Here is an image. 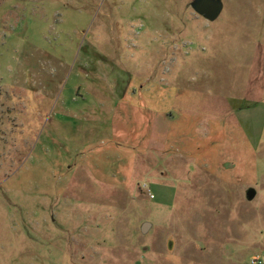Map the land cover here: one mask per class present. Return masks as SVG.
Instances as JSON below:
<instances>
[{
	"label": "rangeland",
	"instance_id": "1",
	"mask_svg": "<svg viewBox=\"0 0 264 264\" xmlns=\"http://www.w3.org/2000/svg\"><path fill=\"white\" fill-rule=\"evenodd\" d=\"M222 1L0 0V264H264V0Z\"/></svg>",
	"mask_w": 264,
	"mask_h": 264
},
{
	"label": "water",
	"instance_id": "2",
	"mask_svg": "<svg viewBox=\"0 0 264 264\" xmlns=\"http://www.w3.org/2000/svg\"><path fill=\"white\" fill-rule=\"evenodd\" d=\"M191 7L197 15L211 23L217 21L224 11V3L222 0H193ZM256 196V189L250 188L247 191L248 201H253ZM147 229L148 227L145 226L143 232Z\"/></svg>",
	"mask_w": 264,
	"mask_h": 264
},
{
	"label": "crops",
	"instance_id": "3",
	"mask_svg": "<svg viewBox=\"0 0 264 264\" xmlns=\"http://www.w3.org/2000/svg\"><path fill=\"white\" fill-rule=\"evenodd\" d=\"M94 257H95V256H92L91 261H94V259H95ZM64 259H65V258H64ZM64 259H63V260H64ZM79 260H80V259H77V262H79ZM69 262H73V261H71V259H70Z\"/></svg>",
	"mask_w": 264,
	"mask_h": 264
},
{
	"label": "built area",
	"instance_id": "4",
	"mask_svg": "<svg viewBox=\"0 0 264 264\" xmlns=\"http://www.w3.org/2000/svg\"><path fill=\"white\" fill-rule=\"evenodd\" d=\"M258 263H259V264H261V260H258ZM253 264H255V261H254V263H253Z\"/></svg>",
	"mask_w": 264,
	"mask_h": 264
}]
</instances>
